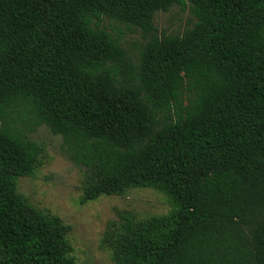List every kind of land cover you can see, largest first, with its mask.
<instances>
[{
  "label": "trees",
  "instance_id": "obj_1",
  "mask_svg": "<svg viewBox=\"0 0 264 264\" xmlns=\"http://www.w3.org/2000/svg\"><path fill=\"white\" fill-rule=\"evenodd\" d=\"M173 7L192 27L159 33ZM106 21L139 32L137 55ZM41 126L81 205L166 198L107 225L113 264H264V0H0V264H75L71 227L17 192Z\"/></svg>",
  "mask_w": 264,
  "mask_h": 264
},
{
  "label": "rangeland",
  "instance_id": "obj_2",
  "mask_svg": "<svg viewBox=\"0 0 264 264\" xmlns=\"http://www.w3.org/2000/svg\"><path fill=\"white\" fill-rule=\"evenodd\" d=\"M194 19L179 7L167 13H157L155 27L159 33L180 34L192 27ZM107 30L120 37L123 46L132 55L138 54L142 39L138 31H129L122 25L104 22ZM30 138L42 146V166L34 175L18 180L17 192L28 203L43 213L55 215L71 227L68 235L73 246L75 264H113L109 253L99 248L107 225L118 220V214L128 212L136 219L166 215L170 206L166 198L152 190L137 189L125 197H101L84 205L81 197V170L62 155L61 138L41 126Z\"/></svg>",
  "mask_w": 264,
  "mask_h": 264
}]
</instances>
